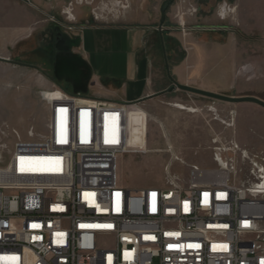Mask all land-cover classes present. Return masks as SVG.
Instances as JSON below:
<instances>
[{"label": "built area", "instance_id": "2783aa9c", "mask_svg": "<svg viewBox=\"0 0 264 264\" xmlns=\"http://www.w3.org/2000/svg\"><path fill=\"white\" fill-rule=\"evenodd\" d=\"M56 89L41 137L0 130V264H264L263 155L214 135L213 166L171 154L162 186L130 189L119 156L144 150L129 142L136 103Z\"/></svg>", "mask_w": 264, "mask_h": 264}, {"label": "rangeland", "instance_id": "374dc122", "mask_svg": "<svg viewBox=\"0 0 264 264\" xmlns=\"http://www.w3.org/2000/svg\"><path fill=\"white\" fill-rule=\"evenodd\" d=\"M39 1L36 4L43 12L40 18L43 24L48 23L49 30L45 31L50 35L53 27L77 33L85 22L116 25L127 21L166 28L165 32L171 35L166 36L167 42L163 44L164 56L162 48L158 49L157 59L150 66L155 83L157 86L162 83L164 90L172 85L167 79V76L172 79L171 65L201 51L205 59L201 75L219 77L212 80L215 86L221 83L218 88L224 93L220 94L254 96L264 101V0H128V4L127 0H121L128 6L116 11L112 10L111 0ZM102 2L108 7L102 12L104 18L96 20L91 13L102 7ZM223 2L230 8L225 15L219 10ZM70 3L73 22H68L63 13ZM41 44L42 39L36 33L12 50L8 59L17 63L0 61V130L7 125L5 130L11 141L16 136L28 139L29 131L34 138L45 133L48 108L44 93L56 96V88L61 87L81 96L104 94L98 85L89 86L86 67L76 68L78 63L74 61L67 67L59 64L53 59V47L45 50ZM205 90L213 92L211 86ZM163 91L145 97L130 109L129 142L147 152L119 156V179L124 186L130 189L162 186L163 167L171 154L179 155L187 164L213 166L210 147L214 135L221 140L233 138L249 152L264 156L263 108L248 102H221L181 90ZM107 96L119 100L117 96ZM176 102L195 112L174 107ZM209 105L216 107L219 119L230 125L214 119L207 110ZM172 170L184 176L187 166L175 161ZM245 177L244 170L237 180Z\"/></svg>", "mask_w": 264, "mask_h": 264}, {"label": "crops", "instance_id": "0c3cea01", "mask_svg": "<svg viewBox=\"0 0 264 264\" xmlns=\"http://www.w3.org/2000/svg\"><path fill=\"white\" fill-rule=\"evenodd\" d=\"M33 1L0 0V57H10L17 45L26 42L36 33L42 42H45L41 44L45 50L55 41L53 34L61 29L53 27L50 35L48 23L44 25L40 18L42 10L40 11L36 4L40 1ZM165 29H159L158 25L153 27L145 23L127 21L116 25L92 23L86 25L85 22L78 27L77 33L62 30L66 41L63 43V54L55 61L66 67L73 61L77 62L78 66L79 62H83V66L89 70V86L98 85L104 93L92 98L132 103L166 88L162 83L157 86L150 72V66L157 59L158 49L162 48L161 56L162 53L164 56L163 44L166 36L171 35L166 33ZM204 61V54L201 51L188 54L179 63L171 65L170 75L180 84L204 90L205 87L211 86L213 92L224 93L218 88L221 83L215 86L212 80L219 77L213 74L204 77L201 75L205 70L204 66H201ZM167 79L171 80L169 76ZM107 94L117 96L119 100ZM125 99L133 101L126 102Z\"/></svg>", "mask_w": 264, "mask_h": 264}, {"label": "water", "instance_id": "95a60500", "mask_svg": "<svg viewBox=\"0 0 264 264\" xmlns=\"http://www.w3.org/2000/svg\"><path fill=\"white\" fill-rule=\"evenodd\" d=\"M23 1L28 2V0H23ZM56 51H57V49H56ZM0 61L17 63L15 61H12V60H10L8 58H4V57H0ZM18 64H22V63H18ZM171 81H172V85L169 88H167L166 90H164L163 92H171L174 90H181V91H184V92H187L190 94H195V95L203 96L206 98H210L213 100L226 102V103H243V102L254 103V104H256L259 107L264 109V101L257 98V97H254V96H227L224 94L215 93L212 91H207V90L196 88L193 86L180 84V83L176 82L174 79H171ZM77 92H75V93H77ZM143 99L144 98L139 99L137 101H134V103H138Z\"/></svg>", "mask_w": 264, "mask_h": 264}, {"label": "bare ground", "instance_id": "6f19581e", "mask_svg": "<svg viewBox=\"0 0 264 264\" xmlns=\"http://www.w3.org/2000/svg\"><path fill=\"white\" fill-rule=\"evenodd\" d=\"M78 3H80V1H83V0H76ZM102 4V7L104 6H106V7H108L107 6V4L105 3V2H102L101 3ZM112 6H113V9L112 10H118L119 8H121V9H126L127 8V6H124V5H122L121 3H120V1L119 0H111V3H110ZM224 7L220 10L221 11V15H225V13H227V12H229L230 11V8L229 7H227V5H223ZM104 10H107V9H105V8H103ZM111 11V10H110ZM70 15H72L71 13H70ZM73 16V15H72ZM50 97H54V96H52V94L50 95ZM174 105V107H176V108H178V109H180V110H187V111H189V112H195V110H192V109H189L188 108V106H185L184 104H182V103H174L173 104ZM147 151H146V149H144L143 150V152L142 153H146Z\"/></svg>", "mask_w": 264, "mask_h": 264}, {"label": "flooded vegetation", "instance_id": "af4514ba", "mask_svg": "<svg viewBox=\"0 0 264 264\" xmlns=\"http://www.w3.org/2000/svg\"><path fill=\"white\" fill-rule=\"evenodd\" d=\"M126 4H128V0L126 1ZM128 6V5H127ZM62 33H64L62 30L57 31V33L54 35L53 34V59L55 60L56 58L58 59L61 54H63V43L64 41H66V37L64 35H62ZM45 42H43L44 44ZM56 46V47H55ZM57 49V51H56ZM56 51V52H55Z\"/></svg>", "mask_w": 264, "mask_h": 264}, {"label": "trees", "instance_id": "16d2710c", "mask_svg": "<svg viewBox=\"0 0 264 264\" xmlns=\"http://www.w3.org/2000/svg\"><path fill=\"white\" fill-rule=\"evenodd\" d=\"M79 63H80V65H79V66L76 64V68H78V67H79L80 69H81V68H84V66H83V65H84V63H83V62H79ZM86 71H87V72H86V79H88V78H89V76H88V74H87V73L89 72V70L87 69V67H86ZM64 89H65V88H64Z\"/></svg>", "mask_w": 264, "mask_h": 264}]
</instances>
